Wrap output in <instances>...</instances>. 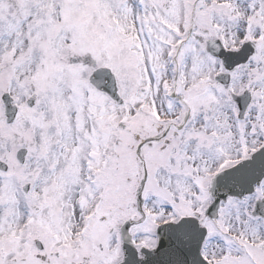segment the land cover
Segmentation results:
<instances>
[{
    "label": "snow or ice",
    "instance_id": "obj_1",
    "mask_svg": "<svg viewBox=\"0 0 264 264\" xmlns=\"http://www.w3.org/2000/svg\"><path fill=\"white\" fill-rule=\"evenodd\" d=\"M0 264H264V0H0Z\"/></svg>",
    "mask_w": 264,
    "mask_h": 264
}]
</instances>
